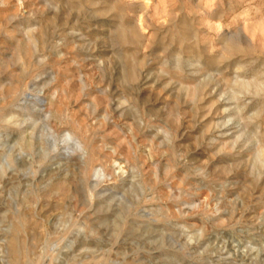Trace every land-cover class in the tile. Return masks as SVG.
<instances>
[{
  "label": "rangeland",
  "instance_id": "rangeland-1",
  "mask_svg": "<svg viewBox=\"0 0 264 264\" xmlns=\"http://www.w3.org/2000/svg\"><path fill=\"white\" fill-rule=\"evenodd\" d=\"M0 264H264V0H0Z\"/></svg>",
  "mask_w": 264,
  "mask_h": 264
}]
</instances>
